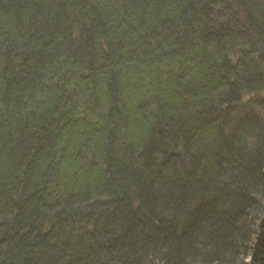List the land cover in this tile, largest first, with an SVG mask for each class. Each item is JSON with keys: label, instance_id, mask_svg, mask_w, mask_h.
I'll use <instances>...</instances> for the list:
<instances>
[{"label": "trees", "instance_id": "16d2710c", "mask_svg": "<svg viewBox=\"0 0 264 264\" xmlns=\"http://www.w3.org/2000/svg\"><path fill=\"white\" fill-rule=\"evenodd\" d=\"M0 264H264V0H0Z\"/></svg>", "mask_w": 264, "mask_h": 264}]
</instances>
